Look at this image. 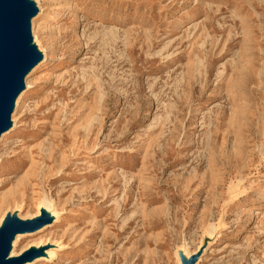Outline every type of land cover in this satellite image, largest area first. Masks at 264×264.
<instances>
[{
  "label": "rangeland",
  "instance_id": "rangeland-1",
  "mask_svg": "<svg viewBox=\"0 0 264 264\" xmlns=\"http://www.w3.org/2000/svg\"><path fill=\"white\" fill-rule=\"evenodd\" d=\"M34 2L44 58L0 141V221L58 219L15 252L264 264V0Z\"/></svg>",
  "mask_w": 264,
  "mask_h": 264
},
{
  "label": "water",
  "instance_id": "water-1",
  "mask_svg": "<svg viewBox=\"0 0 264 264\" xmlns=\"http://www.w3.org/2000/svg\"><path fill=\"white\" fill-rule=\"evenodd\" d=\"M36 7L26 0H0V135L9 126L13 99L23 88L25 74L36 66L40 56L30 46L29 20L36 15ZM49 222L46 215L33 221L17 223L15 217H5L0 227V264H21L34 256L32 251L20 258L6 260L12 236L30 232ZM197 257L182 258L181 264H194Z\"/></svg>",
  "mask_w": 264,
  "mask_h": 264
},
{
  "label": "bare ground",
  "instance_id": "bare-ground-1",
  "mask_svg": "<svg viewBox=\"0 0 264 264\" xmlns=\"http://www.w3.org/2000/svg\"><path fill=\"white\" fill-rule=\"evenodd\" d=\"M27 3L32 4L35 7V2L34 0H26ZM36 15L40 12L39 9L36 8ZM33 21V18H31L29 20V23L31 24ZM30 46L34 48V51L40 56V60L38 61L37 64H39L43 58V52L40 50L39 46L37 45L36 41L34 38L31 37V42H30ZM36 64V65H37ZM33 67L25 74L24 78H23V88L27 87V85L25 86V77L32 71ZM21 93L19 95H17L12 102L11 105V112H10V116H9V126L8 128L0 135V141L3 138V136H5L7 134V132L11 129V127L13 126L14 123V119H13V114H14V110L17 106V104L20 101L21 98ZM48 206L45 204V202L43 204H41L39 206L38 212L30 217V218H23L19 215L18 212H11V214H8V217H15L16 222L17 223H22V222H26V221H33L37 218H39L41 215H46L49 218V222L46 224H43L41 226H39L38 228H35L34 230H31L30 232H20V233H16L12 236V239L10 241L9 244V251L6 257V260H12V259H17L20 258L23 254H25L26 252L32 251L34 253V256L29 259L26 260L24 262H22L21 264H34L36 262H39L41 260H46V259H50L52 258L54 252L52 251V249H63L64 247L60 244V243H56V242H51L49 240H45V241H41V242H37L33 245L28 246L27 248H25L24 250H22L21 252L17 253L15 252V247L18 245L19 241L27 236H32V235H36L38 233H40L41 231H43L46 228H49L51 226L54 225V223L57 221L58 219V213L52 209L48 211ZM5 219V218H4ZM4 220L0 221V227L3 224ZM56 252V251H55ZM190 252H184V260H187L191 254H189ZM56 254V253H55ZM198 261V258L196 259L195 263Z\"/></svg>",
  "mask_w": 264,
  "mask_h": 264
}]
</instances>
